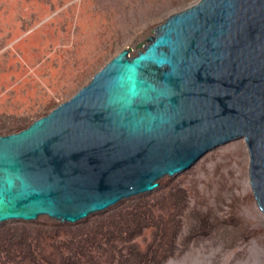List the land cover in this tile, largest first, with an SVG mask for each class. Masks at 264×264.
Masks as SVG:
<instances>
[{"label":"water","instance_id":"water-1","mask_svg":"<svg viewBox=\"0 0 264 264\" xmlns=\"http://www.w3.org/2000/svg\"><path fill=\"white\" fill-rule=\"evenodd\" d=\"M244 142L264 218V0H199L0 136V226H80Z\"/></svg>","mask_w":264,"mask_h":264},{"label":"rangeland","instance_id":"rangeland-1","mask_svg":"<svg viewBox=\"0 0 264 264\" xmlns=\"http://www.w3.org/2000/svg\"><path fill=\"white\" fill-rule=\"evenodd\" d=\"M199 0H0V136L69 100L118 53L137 55ZM244 143L80 226H0V264H264Z\"/></svg>","mask_w":264,"mask_h":264}]
</instances>
